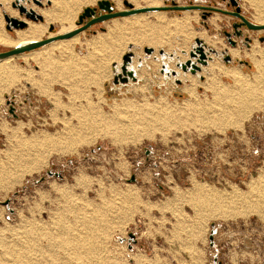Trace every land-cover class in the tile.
<instances>
[{
    "label": "rangeland",
    "instance_id": "rangeland-1",
    "mask_svg": "<svg viewBox=\"0 0 264 264\" xmlns=\"http://www.w3.org/2000/svg\"><path fill=\"white\" fill-rule=\"evenodd\" d=\"M14 1L0 0L2 19L48 24L45 40L75 29L100 0L77 8L71 24L26 20ZM47 1L21 4L40 14L54 6ZM110 1L116 11L128 9L123 1L155 6ZM159 1L230 9L228 0ZM239 7L264 24V0ZM233 21L142 13L90 27L69 51L60 40L2 61L10 78L0 73V264H264V31L245 30L252 45L234 38V48L224 35ZM5 25L13 37L28 28ZM197 38L216 53L192 75L176 64ZM128 53L138 80L115 84Z\"/></svg>",
    "mask_w": 264,
    "mask_h": 264
},
{
    "label": "water",
    "instance_id": "water-1",
    "mask_svg": "<svg viewBox=\"0 0 264 264\" xmlns=\"http://www.w3.org/2000/svg\"><path fill=\"white\" fill-rule=\"evenodd\" d=\"M24 1L29 0H15L14 3H12L13 8L16 7L19 10L20 15H23L26 20H32V21H44L43 17L35 11L33 8L27 9L24 5L21 3ZM35 4L39 6H43L42 1L43 0H32ZM231 5L236 7L235 11H223L217 7H206L202 5H190V6H184V5H176L175 1H173L172 5H166V6H151V7H143V8H134L133 5L127 1H123L125 5L128 7L126 10H120L116 11V8L114 6V3L111 2L110 0H100L97 1V7H87L83 10V12L78 16V21L76 22V28L70 31H67L65 33H61L58 36H52L45 38V40H38V41H32L28 44L21 45V46H16L15 48H8L5 51L0 52V60H4L7 58L15 57L16 55H21V54H26L30 53L32 51H36L38 49H41L45 47V45L58 42L60 40L64 39H70L75 37L76 35L81 34L82 32L90 29V27L97 25V24H104L106 21H110L113 19H118L121 17H129V16H136L138 14L142 13H151V12H166V11H202V19L207 20L208 16H211L210 14L213 12H219L225 15H231L233 17L238 18L241 22L239 24L234 23L233 24V29L236 30V36L237 37H242L243 32L240 30L243 25L247 27V29H250L251 31H264V24H254L251 22L244 14L241 13V9L239 7L238 0H229ZM47 3H50V0L47 1ZM97 10L99 12H97ZM4 20L6 22L5 28L8 32L14 31V29H25L28 26V22L25 20H22L21 18L17 17H11L4 13ZM89 20V21H87ZM54 27L49 26V30L53 31ZM225 36L228 37V41L230 45L236 46L235 42H233L230 38L231 33H225ZM245 41H249L248 38L245 39ZM260 41H264V37L260 38ZM247 46L249 44L245 43ZM195 47L193 48L192 51L189 53V59L185 60L183 63H177V68L182 70V72H190L192 75H195L198 73V71L201 70V66H206L208 64L209 52L216 53L214 49H210V51L206 50V45L204 44L203 40L197 38L195 40ZM154 49H147L146 53L147 54H152ZM160 55L162 57L164 56V51H160ZM133 54L128 53L124 55L123 61H122V66H121V72L117 73L114 76V83L115 84H127L129 81L136 82L138 79L135 76V71L131 68V62H132ZM222 60L226 64L231 63L232 57L224 52L222 54ZM242 63V62H241ZM162 74L166 73V75H171L175 77L176 79V84H180L181 80H179L176 75L177 72L172 69H167L166 65L163 64ZM11 114H13L12 109L9 111ZM48 177H56L59 179H62L63 176L61 173H56L49 171L48 172ZM131 182L135 181V178L133 177ZM7 205L9 204L8 201L5 202ZM214 231L211 233L209 237V241L211 243V247L215 246L214 243ZM130 240L135 243L136 240V235L133 233L129 234ZM220 264V262H219Z\"/></svg>",
    "mask_w": 264,
    "mask_h": 264
},
{
    "label": "bare ground",
    "instance_id": "bare-ground-1",
    "mask_svg": "<svg viewBox=\"0 0 264 264\" xmlns=\"http://www.w3.org/2000/svg\"><path fill=\"white\" fill-rule=\"evenodd\" d=\"M51 1H52L51 3L54 4V6L51 9H44V11H40V14L47 21L46 23H49V22L52 23V22H55V21H61L62 24H64V23H70L71 24L72 23V19L75 18V17L74 18H71L72 14L75 12V10L77 8H79L81 5H83V4H90L91 2H94L95 0H51ZM117 1H120V0H117ZM129 1L136 2L137 4H139V2L137 0H129ZM145 1H147L149 4L152 3L155 6H159V4H160V1L159 0H145ZM77 11H78V9H77ZM261 11L264 12V10H261ZM156 13H158V12H156ZM14 14H15V11H14ZM258 14L259 15H258L257 21H259L260 23H263L264 22L263 13L262 12H258ZM156 15H158V14H156ZM185 15H186V17H189L190 16L189 14H186V13H185ZM185 23H186V21H184V22L182 21L181 27L184 26ZM47 25L48 24H45L44 25V24H40V23L29 22L28 23V28L25 31H17V33L15 34L16 36L13 37V36L9 35L5 31V29H4V20L2 19V15L0 14V45L5 46V47H8V48H15L16 46L25 45V44H28V43H30L32 41L41 40V38L45 35V32L47 30ZM52 36H54V35H52ZM76 39H77V35L75 37H73V38H70V39L61 40L60 43H62V47H61L62 51H65V50L66 51H69L70 50L69 49V46L71 47L70 43H72ZM209 42H211L212 44H215L214 40H212V39H209ZM58 44L59 43H57L56 46ZM45 50H46L45 53L38 54V55H34L33 58L35 60H38V58L41 55H44V56L49 55L50 54V51L47 50V48ZM59 51H61V50H59ZM52 53H54V52L52 51ZM233 53H237V52L236 51H233ZM8 59L9 58L4 59V60H0V73L4 71L3 73H5L4 75H6L5 77L7 79L10 78V75L8 73H6L5 65H4V63L2 61L6 62V61H8ZM258 63H257V66L260 65V64L258 65ZM133 64H135V62ZM261 64H262V62H261ZM236 82L238 83L237 86H239V88H241L242 81L238 80ZM242 102H243V100L239 101V103H242ZM68 129L71 130V128H68ZM72 130H73V128H72ZM35 140H34V142L36 144L38 142V139L36 141ZM44 141H45V139H44ZM46 142H47V139H46ZM51 142H52V140H51ZM38 143L39 144L40 143L42 144L43 143V140H42V142L40 141ZM46 144L47 143H45V145ZM43 236H46V235L44 234Z\"/></svg>",
    "mask_w": 264,
    "mask_h": 264
},
{
    "label": "flooded vegetation",
    "instance_id": "flooded-vegetation-1",
    "mask_svg": "<svg viewBox=\"0 0 264 264\" xmlns=\"http://www.w3.org/2000/svg\"><path fill=\"white\" fill-rule=\"evenodd\" d=\"M222 1H227V0H222ZM227 3H228V6H229V8H230V9H227V11H232V12L235 11L236 7L232 6L229 0L227 1ZM238 3H239V0H238ZM202 6H203V5H202ZM206 7H211V8H212V7H215V6H206ZM227 11H225V12H227ZM97 12H99V11L97 10ZM200 12H201V14H202V11H200ZM212 13H214V12L212 11ZM212 13L210 14L211 16H212ZM241 13H242V12H241ZM211 16H208L207 20H208ZM230 16H231V15H230ZM231 17L234 19V21L232 22V29H233V24H234V23L239 24L241 21H240L238 18H236V17H233V16H231ZM207 20H203V22L206 23ZM87 21H89V20H87ZM240 30L243 32V36L240 37V38L236 36V30H235V29H233L232 31H228L229 33H231V36H230L231 40H232L233 42H235V44H236V46H233V47L236 48V47L239 45V44L237 43V41L234 39V38H237L238 40H239V39H243V42H242V43H244V44H245V43L249 44V46H247V45L245 44V45L249 48V47L252 45L251 43L253 42V39H252L248 34L245 33V30H247V27H246L245 25H243V27H241ZM248 30L251 31L250 29H248ZM226 32H227V31H226ZM226 32H225V33H226ZM228 32H227V33H228ZM225 33H224V35H225ZM225 37H226V42L229 43V41H228V37H227V36H225ZM262 37H264V36H259V37H258L259 41H260V38H262ZM246 38H248L249 41L246 42V41H245ZM260 42L264 43V41H260ZM204 44H205V43H204ZM229 44H230V43H229ZM226 54H227V53H226ZM228 54H229V53H228ZM228 54H227V55H228ZM229 55H230V54H229ZM241 62H242L241 64H243V63H246L247 61H242V60H241ZM7 105H8V107H9L8 112L10 111V109H12V112H13V114H11V113L9 112L10 115H12L13 117L17 118V116H18V115H17V111H16V108H15V106L13 105L12 101L8 102Z\"/></svg>",
    "mask_w": 264,
    "mask_h": 264
}]
</instances>
